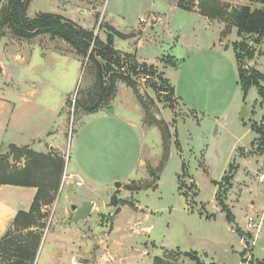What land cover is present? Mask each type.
Returning <instances> with one entry per match:
<instances>
[{"label":"rangeland","instance_id":"obj_1","mask_svg":"<svg viewBox=\"0 0 264 264\" xmlns=\"http://www.w3.org/2000/svg\"><path fill=\"white\" fill-rule=\"evenodd\" d=\"M173 5L172 0H96L78 10L68 0H32L30 18L71 10L102 14L74 15L99 38L86 57L61 39H19L0 25V102L17 104L2 141L30 143L31 151L44 152L33 167L27 149L20 157L17 146H4L1 156L9 164L3 172L30 169L51 195L38 203L32 220L25 219L31 228L22 235L41 233L33 264H153L155 257L196 264L194 254L185 257L186 252H196L206 264H264V144H253L252 131L255 123H264V98L256 86L245 95L238 69L264 91V38L257 43L248 38L254 58L237 65L234 46L242 42L237 30L222 39L224 24L208 25L199 13ZM149 11L160 18L155 26ZM141 18L147 22L141 24ZM106 21L124 33L139 31L141 39H120L119 48H138L134 41L140 40L136 55L147 67L115 45L108 61L92 52L109 54ZM91 54L105 76L132 75L136 90L118 83L112 101L86 113L84 104L92 105L98 87L99 67L90 62ZM136 64L143 72L138 77L131 70ZM76 100L81 108L75 109ZM5 121L0 117V126ZM158 127L165 131V143ZM51 141L56 148L45 145ZM57 157L64 170L53 190L57 180L48 163ZM66 172L80 178L64 184ZM85 202L95 204L90 218L70 223L72 206ZM227 212L236 217L234 224L227 223ZM251 220L262 222L252 249Z\"/></svg>","mask_w":264,"mask_h":264},{"label":"trees","instance_id":"obj_2","mask_svg":"<svg viewBox=\"0 0 264 264\" xmlns=\"http://www.w3.org/2000/svg\"><path fill=\"white\" fill-rule=\"evenodd\" d=\"M179 8L185 11H195L196 0H180ZM199 5L195 12L199 13L201 16L207 18L209 21H217L224 24V29L221 33L222 39L227 38L233 30H237L238 36L242 39L241 43H236L234 46V51L236 54L237 65L243 58L253 59L255 55V50L250 48L248 45V38L255 37L256 43L264 38V0H245L246 5L241 7L232 6L229 4H221L218 0H199ZM32 0H7V3L2 6L0 10V25L2 28H6L11 32V34L19 39L32 40L41 35H50L53 39H61L67 44L71 45L77 52L82 56L86 57L88 51L91 48L92 43L95 41L99 43V38L94 35L93 32L87 31L82 27L78 26L74 22L67 20L61 15L57 14H37L34 18H30L27 15V10L31 4ZM109 28V29H108ZM110 33L108 35V44L106 45V54L104 51L99 49H93V53L96 52L98 57H101L103 61H108L109 56L114 54L116 51L114 49L115 38L121 37L125 38L124 35L117 32L114 28L108 27ZM119 54V53H118ZM98 57H93L90 55V62L94 65H98V87H96V94L94 100H92V105L88 106L84 104L83 112L94 113L99 110L109 101L115 98L117 84L124 83L128 87L135 89L136 83L133 80L132 75H118L109 74L104 75L106 72L103 66L99 63ZM125 57L130 60L136 61V56L132 54H125ZM113 58V56L111 57ZM170 60V58H168ZM161 61H164L162 59ZM140 65L136 64L135 67H131L133 71V76L138 77L143 72L138 71ZM147 67V63H144ZM151 69H155L154 65H151ZM239 76L240 83L242 85L243 91L246 95L248 90L252 86H256L259 89L260 95L264 98V91L262 87L258 84L256 80L252 77L246 78L239 66ZM156 90L157 86L155 87ZM173 89V97L174 88ZM136 90V89H135ZM160 91V90H158ZM84 103V102H83ZM82 102L79 100L75 101V109L81 108ZM166 126H164L165 128ZM162 134V140L165 138V131L161 127H158ZM252 131L256 135V140L253 144L261 142L264 144V123L254 124L252 126ZM167 139V137H166ZM165 143V140H163ZM167 141V140H166ZM26 150V155H31V160L33 161V167L39 165L42 160L40 153H35L31 151L28 147H16L18 155L23 157L24 150ZM48 166L52 169L51 175L57 180L54 182L52 189L56 190L60 183L59 179L64 170V161L60 158L52 159L49 161ZM8 158H3L0 155V187L1 186H17V187H32L38 190L35 201L29 213H20L7 234L0 241V264H33L38 248L41 241V233L29 232L26 235H22L25 231L30 230L31 226L25 227V219L32 220L33 213L38 208V203L47 197H51L49 193V188L44 187L39 180H36V174L32 170L28 169L25 171H16L13 174L4 173L3 169L8 168ZM45 192V193H44ZM225 219L228 224L235 223V216L227 212V217ZM22 227V229H21ZM194 254V261L196 264H206L199 260L196 252H186L183 254L185 257H191ZM192 258V257H191ZM153 264H168L162 257H155Z\"/></svg>","mask_w":264,"mask_h":264},{"label":"crops","instance_id":"obj_3","mask_svg":"<svg viewBox=\"0 0 264 264\" xmlns=\"http://www.w3.org/2000/svg\"><path fill=\"white\" fill-rule=\"evenodd\" d=\"M54 1L56 2L58 0H54ZM82 1L81 0H68V2L71 3V4H74V6L77 7L78 10H80L81 7H84L85 4H87L89 2L96 1V0H84L85 2H82ZM87 1H89V2H87ZM172 1H173V4H174L172 6V8L173 9H175L177 7L179 8L178 2L175 1V0H172ZM198 1L199 0H197V2ZM224 1H226V0H224ZM96 8L97 7H94L93 10H96ZM92 12L71 10V11L62 12V15L61 14H57V15H61V16L65 17L67 20H70V21L74 22L75 24H77L78 26L82 27L83 29L93 32V27H91V26L89 27L85 23V21L82 22L80 19L78 20L76 17H74V15H76L77 13H81V15L88 14V17L91 16V18H93V19H95L96 14H100V16L102 18V14L99 11H92ZM149 13L153 17L150 25L155 26L158 23V21L160 20V18L158 19L157 12H155V11H149ZM195 13H197V12H195ZM142 19H144V18L140 19V23L141 24H142V22H141ZM205 19L208 22V25H212L215 22V21H209L207 18H205ZM106 22H108V24L112 28H114L117 32L121 33V35L125 36V38H121V37L115 38L114 41H115L116 50L121 52L122 54L135 55L140 62L144 63V61H142L136 55V51L138 50L139 45H140V40L139 41H134L135 42L134 44L138 48H136L133 44H130L129 46H127V48H128L127 52L123 51V50H121L119 48L120 39L121 40H126V41L135 40V39L139 38V36H140L139 31L137 32V34L135 33V31L130 32V33L129 32L128 33H126V32L124 33V32H121L120 30H118L112 24V22H109V21H106ZM141 31L144 32L143 30H141ZM141 35H142V33H141ZM139 39H141V38H139ZM54 53L57 54V52H54ZM60 56H63V55H60ZM263 58H264V55H263ZM37 85H38V83H37ZM37 85L34 86V88H36ZM31 94L34 95V91H32ZM23 100L24 99L22 98L21 102H23ZM16 110H17V104L15 102L14 103L12 101L0 102V117H2V118L5 117L6 120L8 119V123L5 121L6 122L5 125L2 124L0 126V155H1V152H2L4 146L15 145V146L21 147V148L22 147H30V143L26 144V145L18 146L17 143L13 142V141L12 142H8V144H5L2 141V136L4 135V133L7 132V130H8L7 128H10L12 117L14 116ZM59 116L63 119L64 124H65L64 116L61 115L60 113H59ZM9 117H11L10 120H9ZM16 129L19 130V128H17V127H16ZM2 131H3V133H2ZM58 133L61 136H66L65 130H60ZM31 141L33 142L34 139H31ZM67 142H68V140H67ZM45 145L48 146V148H50V149H52V147L56 148L55 147V142H52V141L49 142V143H46ZM38 153H44V152H38ZM70 176L72 178H73V176L80 178L78 175L76 176V174H70ZM259 186H260L259 188H261V185H259ZM37 192H38V190L36 188H32V187H17V186H9V185L0 187V241L7 234L9 229H11V226L13 225V223L15 222L17 216L20 213H29L30 212V210L32 208V205H33V203L35 201V198L37 196ZM260 223H262V222H260ZM147 231H150V229L147 228Z\"/></svg>","mask_w":264,"mask_h":264},{"label":"water","instance_id":"obj_4","mask_svg":"<svg viewBox=\"0 0 264 264\" xmlns=\"http://www.w3.org/2000/svg\"><path fill=\"white\" fill-rule=\"evenodd\" d=\"M2 1L0 0V7L2 5ZM111 113H113V111H111ZM121 185L117 184V188H120ZM95 208V204L93 203H89V202H85L83 203V205L78 208L77 206H72V211L75 212V217L70 221V223H79L85 220H88L93 212Z\"/></svg>","mask_w":264,"mask_h":264},{"label":"built area","instance_id":"obj_5","mask_svg":"<svg viewBox=\"0 0 264 264\" xmlns=\"http://www.w3.org/2000/svg\"><path fill=\"white\" fill-rule=\"evenodd\" d=\"M142 23H145L146 20L145 19H142L141 20ZM72 177L70 175L67 174V172L64 174V177H63V183L65 184L67 181L71 180ZM76 186H81V183L80 182H77L76 183ZM248 228L249 230H255V236H254V240L252 241V245L251 246V249L256 245V239H257V236L258 234L261 232L262 230V223H258L256 224L254 221H250L249 224H248ZM242 245H243V248L244 249H248L249 246L246 247V242H242Z\"/></svg>","mask_w":264,"mask_h":264}]
</instances>
